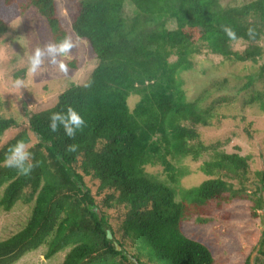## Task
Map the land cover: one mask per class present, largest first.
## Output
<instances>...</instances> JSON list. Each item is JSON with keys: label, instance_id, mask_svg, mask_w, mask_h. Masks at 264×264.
Here are the masks:
<instances>
[{"label": "trees", "instance_id": "1", "mask_svg": "<svg viewBox=\"0 0 264 264\" xmlns=\"http://www.w3.org/2000/svg\"><path fill=\"white\" fill-rule=\"evenodd\" d=\"M56 1L28 3L44 19L49 42L69 36ZM65 1L74 6L72 32L87 41L97 64L84 84L70 82L53 107L25 119L0 114V207L8 212L19 200L32 206L23 229L0 240V264H12L40 246L46 247L44 258L64 252L60 264H214L211 248L185 235L183 222L213 221L215 210L244 199L256 218L264 168L253 170L248 155L226 151L229 138L203 141L202 127L238 115L217 111L214 102L224 96L202 106L210 96L206 88L188 98L180 76L200 71L194 59L200 54L224 64H255V76L246 75L236 93L255 82L259 87L246 92L242 108L255 106L262 112L264 0L236 5L222 0H127L134 11L130 18L125 0ZM28 5L0 0V34ZM168 22L174 26L168 28ZM237 44L243 47L236 49ZM70 64L76 67L75 61ZM211 85L217 95L227 90L228 79ZM130 97H136L132 107ZM69 105L86 121L74 139L62 128L56 133L49 129L50 115ZM238 117L249 137L257 132L246 115ZM10 131L15 132L2 142ZM20 140L39 161L27 176L3 163ZM69 144L77 150L68 152ZM201 156L200 169L207 178L183 187V162ZM154 167L159 170H148ZM257 261L264 263V240ZM241 264H249V257Z\"/></svg>", "mask_w": 264, "mask_h": 264}, {"label": "rangeland", "instance_id": "2", "mask_svg": "<svg viewBox=\"0 0 264 264\" xmlns=\"http://www.w3.org/2000/svg\"><path fill=\"white\" fill-rule=\"evenodd\" d=\"M249 0H222L224 4H243ZM26 6L29 0H18ZM64 25L72 37L75 47L67 57L61 58L67 66V71L62 72L58 66L45 62V66L35 75L28 72V57L37 46L49 42L50 33L44 19L31 7L25 9L21 16L14 19L4 33L0 34V110L7 117L24 118L26 114L51 108L57 101L58 94L70 82L84 84L95 68L97 61L91 52L86 40L78 38L71 30V17L74 6L65 0L56 1ZM125 14L130 18L134 15L133 7L129 1H124ZM173 22H168L167 27L172 28ZM243 45L237 44L236 49ZM15 52H14V51ZM18 54V55H17ZM199 72L181 75L188 98L193 99L202 88L208 89L210 96L202 106L213 103L215 99L223 97L219 103L214 102L217 111L230 115H246V122L251 121L252 128L257 132L249 137L244 131L245 122L237 116L222 119L211 127H202L201 135L205 143L230 139L225 146L228 152H239L250 157L253 170L264 168V110L258 112L255 106L242 108V101L246 92L256 90L259 85L255 82L247 90L236 93L246 81V75H254L257 65L239 62L237 65L222 63L220 58L210 54H200L195 58ZM71 61L76 62V67L71 66ZM70 62V63H69ZM255 76V75H254ZM228 79V88L224 92L213 95L212 81ZM24 81L23 88H16L14 81ZM136 97L129 98L132 107ZM227 103L225 110L222 104ZM15 131L8 132L1 137V141L10 138ZM239 147V149H236ZM204 157L196 161L185 159L182 166L187 170L186 176L181 180L185 188L193 187L203 181L207 176L201 171L200 165ZM156 172L158 167L148 168ZM250 193V192H249ZM250 198H255L254 194ZM1 197V189H0ZM181 198V195L177 196ZM32 206L20 200L14 207L6 212L0 207V240L17 233L26 225ZM250 202L247 199L236 200L225 206L222 210L213 212L214 220L205 224H197L193 219L183 222L185 235L198 238L207 244L212 252L214 264H241L249 257V264H255L258 251L264 240V192L262 193V207L257 210L258 216L251 217ZM227 215V216H225ZM46 247L40 246L24 254L12 264H60L64 252H57L50 258H44ZM263 258H260V261ZM257 263H260L257 261ZM264 264V263H260Z\"/></svg>", "mask_w": 264, "mask_h": 264}, {"label": "clouds", "instance_id": "3", "mask_svg": "<svg viewBox=\"0 0 264 264\" xmlns=\"http://www.w3.org/2000/svg\"><path fill=\"white\" fill-rule=\"evenodd\" d=\"M225 31L230 37H235V33L230 28H225ZM252 32L253 30L249 29V33ZM74 47L75 44L71 36H65L58 42H47L37 46L28 57V72L35 75L45 66L46 61L48 64L58 66L60 71L66 72L67 66L61 58L67 57ZM14 86L23 88L25 86L24 81L16 79ZM85 125L84 117L70 105L66 106L64 110L53 112L49 117L50 131L56 133L62 128L69 139H74ZM77 147L76 144H69L66 150L75 152ZM3 163L6 167L14 168L19 174L25 176L30 175L36 167H39V161H34V154L30 150V145L23 140L17 141L15 145L8 149Z\"/></svg>", "mask_w": 264, "mask_h": 264}, {"label": "water", "instance_id": "4", "mask_svg": "<svg viewBox=\"0 0 264 264\" xmlns=\"http://www.w3.org/2000/svg\"><path fill=\"white\" fill-rule=\"evenodd\" d=\"M117 249H120V246H117Z\"/></svg>", "mask_w": 264, "mask_h": 264}]
</instances>
